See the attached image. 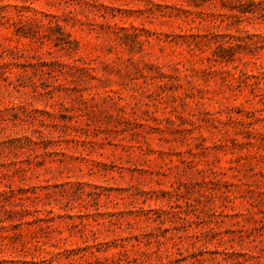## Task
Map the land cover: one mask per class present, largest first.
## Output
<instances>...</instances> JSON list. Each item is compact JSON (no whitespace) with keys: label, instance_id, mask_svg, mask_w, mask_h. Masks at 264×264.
<instances>
[{"label":"rangeland","instance_id":"obj_1","mask_svg":"<svg viewBox=\"0 0 264 264\" xmlns=\"http://www.w3.org/2000/svg\"><path fill=\"white\" fill-rule=\"evenodd\" d=\"M0 264H264V0H0Z\"/></svg>","mask_w":264,"mask_h":264}]
</instances>
